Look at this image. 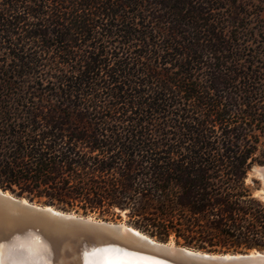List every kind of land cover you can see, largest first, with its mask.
Returning a JSON list of instances; mask_svg holds the SVG:
<instances>
[{"label":"trees","instance_id":"1","mask_svg":"<svg viewBox=\"0 0 264 264\" xmlns=\"http://www.w3.org/2000/svg\"><path fill=\"white\" fill-rule=\"evenodd\" d=\"M263 144L264 0H0V188L264 250Z\"/></svg>","mask_w":264,"mask_h":264},{"label":"water","instance_id":"2","mask_svg":"<svg viewBox=\"0 0 264 264\" xmlns=\"http://www.w3.org/2000/svg\"><path fill=\"white\" fill-rule=\"evenodd\" d=\"M264 180V165L252 167ZM125 213V211H123ZM0 244L20 264H85L96 248H117L124 257L158 264H264V250L209 252L164 242L124 223L96 220L0 188ZM11 261V262H12Z\"/></svg>","mask_w":264,"mask_h":264},{"label":"snow or ice","instance_id":"3","mask_svg":"<svg viewBox=\"0 0 264 264\" xmlns=\"http://www.w3.org/2000/svg\"><path fill=\"white\" fill-rule=\"evenodd\" d=\"M5 251V246L0 244V264H9ZM89 255L92 258L88 259L85 264H132L131 261L123 258L127 254L117 248H96ZM11 264H20V262L12 261ZM28 264H39V261L28 262Z\"/></svg>","mask_w":264,"mask_h":264},{"label":"rangeland","instance_id":"4","mask_svg":"<svg viewBox=\"0 0 264 264\" xmlns=\"http://www.w3.org/2000/svg\"><path fill=\"white\" fill-rule=\"evenodd\" d=\"M263 149H264V144H263ZM264 164H255L253 165L252 167H259V166H262ZM251 170V169H250ZM249 175H250V178H254L258 181V184L256 185V194L259 195L262 199H264V180L260 179L257 174L254 172V171H249ZM71 212H74V211H71ZM76 213V212H75ZM78 215H84L82 213H76ZM120 217L118 216H113V217H108V219H104V218H101L99 216H97V214H90V215H85V216H91L93 219H96V220H106L108 222H112V223H124V224H128L126 222L127 220V216H126V213H124L123 211L119 213ZM130 225V224H128ZM170 242L173 243V240H170ZM255 249H251V250H248L246 252H249V251H253ZM258 250V249H257ZM235 252H238V251H235Z\"/></svg>","mask_w":264,"mask_h":264},{"label":"bare ground","instance_id":"5","mask_svg":"<svg viewBox=\"0 0 264 264\" xmlns=\"http://www.w3.org/2000/svg\"><path fill=\"white\" fill-rule=\"evenodd\" d=\"M171 244H172V242H171ZM16 256H10L12 259L8 260L9 264H11L12 260L17 259ZM123 258L131 261L132 264H158L154 260H148V259H144V258H136V257H128V256L127 257H123Z\"/></svg>","mask_w":264,"mask_h":264}]
</instances>
